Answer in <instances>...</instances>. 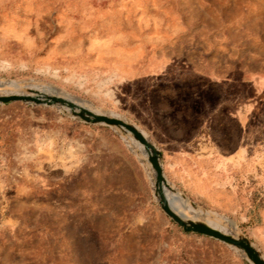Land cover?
<instances>
[{
	"label": "rangeland",
	"instance_id": "1",
	"mask_svg": "<svg viewBox=\"0 0 264 264\" xmlns=\"http://www.w3.org/2000/svg\"><path fill=\"white\" fill-rule=\"evenodd\" d=\"M0 79L134 123L188 213L264 255V0H0ZM133 140L0 103V264H250L161 209Z\"/></svg>",
	"mask_w": 264,
	"mask_h": 264
},
{
	"label": "water",
	"instance_id": "2",
	"mask_svg": "<svg viewBox=\"0 0 264 264\" xmlns=\"http://www.w3.org/2000/svg\"><path fill=\"white\" fill-rule=\"evenodd\" d=\"M32 91L27 93H0V103H7L11 101H24L33 102L36 104L56 105L64 106L70 110L73 116H76L87 123H98L113 127H118L129 132L132 136L145 146L148 151V161L155 174V188L154 193L158 200L161 209L184 231H191L207 235L216 238L220 241L228 243L233 247L241 250L244 253V257L250 264H264V255L261 251L243 235L233 236L226 234L220 230L213 228L200 220H192L176 213L171 207L166 196V189H169L167 179L164 175L161 158L162 153L156 146V144L144 134V131L137 125L130 121H126L115 115H108L107 113H96L89 110L86 107L81 106L77 101L66 99L60 96L52 95L46 97L44 100L34 96ZM193 207H197L196 204L191 202Z\"/></svg>",
	"mask_w": 264,
	"mask_h": 264
},
{
	"label": "bare ground",
	"instance_id": "3",
	"mask_svg": "<svg viewBox=\"0 0 264 264\" xmlns=\"http://www.w3.org/2000/svg\"><path fill=\"white\" fill-rule=\"evenodd\" d=\"M20 86H21V84L18 83V82H15V81H12V80H1L0 79V88L2 90H4L5 92H7V93H17V92L27 93L28 91H32L34 93H31V94H33L34 96H37L38 98H40L42 100H44L46 97L52 96V95L60 96L58 94H53L54 91L51 90L50 87L45 86V85H39V84L26 85V86L29 87L28 91H26V92L25 91H17V88H19ZM35 89H40L41 91L38 92ZM60 97H63V98H66V99L75 100L74 98H69L67 96H60ZM75 101H77L81 106L86 107V108H88L89 110H91L93 112H96V113H107L108 115H114V114L108 113V112H99L100 110L97 111V109L94 110L95 108L93 109L91 106L86 105L85 102H82L81 103L80 100H75ZM61 107H64V106H61ZM64 108L67 109L70 112V110L67 107H64ZM115 116H117V115H115ZM117 117H119V116H117ZM137 141H134L133 140V141L130 142L131 145H132V147H133V149H134V151H136V153L138 152V154H140L144 158L147 157V160H148V155H149L148 151L145 149V146L142 143H140L139 141L137 142ZM153 176H154V174H153ZM168 185H169V189H166V196H167L168 201L170 203V207L176 213H178V214H180V215H182V216H184L186 218H190L192 220H200V221L206 223L204 221L205 220L206 212H204L200 208H197V209L194 208V211H193L192 214L188 213V210L190 208H192V206L190 205V202H189L188 198L184 197L179 190L174 189V187L171 186L169 183H168ZM174 203L178 204V206L175 207L174 206ZM207 225H209V224H207ZM221 232L226 233V234H231V235H233L235 237L239 235L238 230L233 225H231V224H227V229L226 230H222ZM242 254L244 255L243 252H242Z\"/></svg>",
	"mask_w": 264,
	"mask_h": 264
}]
</instances>
